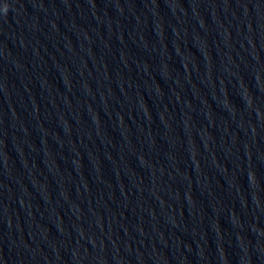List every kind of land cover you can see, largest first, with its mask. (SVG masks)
Masks as SVG:
<instances>
[{
    "label": "clouds",
    "instance_id": "1",
    "mask_svg": "<svg viewBox=\"0 0 264 264\" xmlns=\"http://www.w3.org/2000/svg\"><path fill=\"white\" fill-rule=\"evenodd\" d=\"M7 11H8V5H7V4H5V5H4V7H3V12L6 14V13H7Z\"/></svg>",
    "mask_w": 264,
    "mask_h": 264
}]
</instances>
